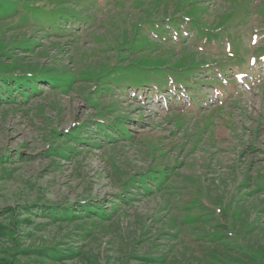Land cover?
<instances>
[{"label":"rangeland","instance_id":"1","mask_svg":"<svg viewBox=\"0 0 264 264\" xmlns=\"http://www.w3.org/2000/svg\"><path fill=\"white\" fill-rule=\"evenodd\" d=\"M50 1L0 0V67L40 68L64 80L52 88L39 84L26 101L0 102V253L16 216L26 221L22 246L80 251L64 261L21 256V264H219L223 240L210 242L217 249L198 237L222 230L237 232L264 264V0H117L102 7L104 14L84 0ZM178 1L194 2L182 12L222 28L223 38L202 46L204 38L190 24L184 43L134 36L136 21L174 12ZM135 2L141 7L130 8ZM39 6L84 16L87 26L73 35L52 34L56 24L42 28L48 16ZM134 42H148L151 50L131 55L125 49ZM228 53L242 58L239 68L226 64ZM138 57L153 66L218 63L208 75L194 73L203 78L202 90L174 83L167 84L174 92L164 86L155 93L158 88L129 85L122 95L100 89L101 75ZM99 116L118 117L129 138L110 144L92 139L97 136L89 131L96 128L89 123ZM82 123L88 144L66 143L54 133ZM49 145L60 149L52 152ZM153 172L169 175L157 191L158 181L147 176ZM87 203L99 204L105 215L57 224L19 215L25 205ZM193 217L198 221L191 224ZM223 256L255 264L250 256Z\"/></svg>","mask_w":264,"mask_h":264},{"label":"trees","instance_id":"2","mask_svg":"<svg viewBox=\"0 0 264 264\" xmlns=\"http://www.w3.org/2000/svg\"><path fill=\"white\" fill-rule=\"evenodd\" d=\"M94 9L96 7H99V10L103 13L102 7L105 5L113 6L117 0H100V5L98 4V0H84ZM51 5L57 3L58 0H52L50 1ZM26 3H28V0H26ZM195 3L187 2V1H178L176 5V10L174 12H164V15L161 17H150L145 19H141L140 21H136L135 23V37L145 36L148 37V39H152L155 41L160 42H173V37L178 40L180 43H184L187 37V32H185V28L187 25H191L196 31L199 32L200 36L204 38V42L202 43V46L204 43H209L212 40L219 41L223 37L220 36V30L222 28H208L200 21L192 18L191 16L185 14V12H182L185 10L186 7H192ZM130 8L134 7H141V4L136 3L130 4ZM39 8H43L39 6ZM41 10L42 13L44 12L48 19L45 22H48L45 26L40 23L43 29H53L54 25L56 24L55 29H53L52 34L57 35H73L75 32L73 30L78 31L85 29V26H87V19H84L86 17L81 15H76L74 12L69 11H59V10H51V9H45ZM104 14V13H103ZM50 16V17H49ZM79 16V17H78ZM81 16V17H80ZM103 15L101 16V18ZM41 21V19L39 20ZM65 22L70 23L71 27L65 28ZM76 23H79V25H75ZM46 24V23H45ZM74 26V27H73ZM135 45L134 43H130L128 47L125 49L128 53L131 55H138L140 52L142 54L146 53V51H150V44L143 43V45H140L139 47L132 46ZM130 46V47H129ZM141 49V50H140ZM228 60L231 62L226 64H232L236 68H239V66L242 64L240 61L242 60L241 57L234 58L233 53H228ZM153 62H149V59L138 57V60H134V58L129 61V63L121 66V67H115L112 70H109L107 73L101 75L99 78V81L103 87L100 89L108 90L109 92H117V94L122 95L121 93L125 90L126 87L129 85H132L135 88H139L141 86L147 87L149 89H159V91L155 93H159L162 89V86H164L165 90L167 92L171 91L174 92V87L170 89V87H167V84L174 83V84H180L184 88L188 84L191 86L200 88L202 90L201 86L199 85V79L203 80L202 77L196 76L195 72H202L207 73L212 70H210L211 64L215 63L217 64L218 61L210 62L206 65L204 64H196V65H190L186 67H174L169 65H152ZM205 66H208V70ZM220 69L221 73L219 76L223 75L224 70V64L217 65ZM11 68L3 69L0 67V102H22L26 101L31 95H36V92L38 91V85L39 84H47L48 87H56V86H62L64 83V80L53 75L50 72H47L43 69H38L37 72H33L30 70L26 71H15L10 70ZM216 74V72H215ZM176 78H180L182 81L175 80ZM174 79V81H173ZM216 80H219V77H216ZM177 86V85H176ZM168 88V89H167ZM102 93V90L100 91ZM108 93H105L106 95H110ZM151 99V98H150ZM148 99V100H150ZM19 100V101H18ZM147 100V101H148ZM101 116V115H100ZM97 117L95 120L91 121L92 123H89L90 126H94L96 129L91 130L90 133L97 137H92V139H101L102 144H110L114 141L118 140L119 138L123 136H127V133H124L119 128V124L123 123V121L118 120V117L111 118L109 121L106 118ZM121 121V122H120ZM84 124L76 125L75 128H72L71 131H54L58 139H66L65 142L68 143V141H75L76 143L82 144H88L89 137H84L82 134ZM75 129L79 130L78 133H74ZM83 132V133H82ZM86 133V132H85ZM128 137V136H127ZM129 138V137H128ZM52 152H57L60 149V146L51 147ZM65 148V147H64ZM7 157L1 159V162H6ZM152 175L147 176H153L151 178H154L155 181H158L157 184L153 185V190L158 189L162 184L166 183L168 180V174L166 173H151ZM144 177V180H148L147 177ZM152 179V180H154ZM152 182V181H150ZM164 182V183H159ZM262 186V184H261ZM259 186V187H261ZM154 192V191H150ZM263 208V214H264V201L259 202ZM227 208V207H226ZM225 211L227 212V210ZM81 209V211L77 212L76 210ZM224 209L220 212L221 213V220L219 221V224L221 227L224 226V219L226 217V213L224 212ZM19 215H31L34 217L35 220L37 217H42V222H47L49 224H57V223H63V222H71L74 218H78L81 215H84L85 217H91V216H97L101 217L102 215H105L103 207H101L97 203H87L80 206H59V205H41V206H28L25 205L19 210ZM22 211V212H21ZM207 212L212 214V209H209ZM230 212V209H229ZM230 216V215H229ZM199 217V216H198ZM31 218V217H30ZM230 218V217H229ZM219 220V219H218ZM231 222H229L231 225L233 224L232 219L230 218ZM191 224L198 221V218H192ZM190 221H188L190 223ZM25 219H18L16 218H10L9 224L14 227V229H7V232L9 234V242L5 249H3L2 253H0V264H21L20 257L21 256H31L35 255L40 258H47L52 261H64L68 257H75L80 254V251H76V249H65L60 244H55L51 246H45V245H39L36 247H24L21 245V237H27L26 235H20L21 233V225L22 223H25ZM32 220L29 221L31 223ZM184 222V221H183ZM28 223V225H29ZM249 223V222H248ZM194 226V225H193ZM227 227H230L228 224ZM233 227V226H232ZM246 228V227H245ZM224 229V227H223ZM226 229V228H225ZM17 230V231H15ZM254 229H252L249 233H251ZM231 232V231H229ZM236 234L237 232L234 231ZM233 232L227 233L223 230L220 232H214L211 235H204L202 237H198V239H201L203 241L204 245H211L215 246V248L219 249L221 247H217L216 245L211 244L215 239L223 240L225 248H221L222 252H219L220 258H219V264H240L241 261L239 260H229L224 258L223 252L228 255H235L238 258H241V255H245L247 258L252 257L255 260V264H263L262 258L260 256H253V254L246 248V243L241 238H238V240L235 238ZM199 236V235H198ZM236 236H238L236 234ZM206 237H209L208 243H206ZM242 237V236H241ZM205 241V242H204ZM206 243V244H205ZM214 243V242H212ZM216 244V243H214ZM245 247V248H244ZM236 251V252H234ZM251 254V255H249ZM242 259V258H241Z\"/></svg>","mask_w":264,"mask_h":264}]
</instances>
